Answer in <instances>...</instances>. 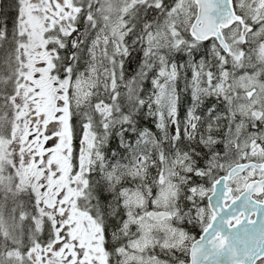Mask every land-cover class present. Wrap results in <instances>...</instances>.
I'll return each mask as SVG.
<instances>
[{"label":"snow or ice","instance_id":"1","mask_svg":"<svg viewBox=\"0 0 264 264\" xmlns=\"http://www.w3.org/2000/svg\"><path fill=\"white\" fill-rule=\"evenodd\" d=\"M0 264H264V0H0Z\"/></svg>","mask_w":264,"mask_h":264}]
</instances>
